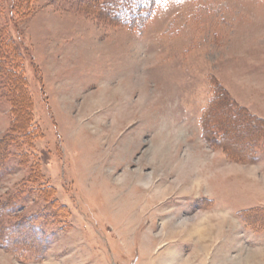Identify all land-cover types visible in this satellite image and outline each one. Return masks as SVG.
Here are the masks:
<instances>
[{
  "label": "rangeland",
  "instance_id": "obj_1",
  "mask_svg": "<svg viewBox=\"0 0 264 264\" xmlns=\"http://www.w3.org/2000/svg\"><path fill=\"white\" fill-rule=\"evenodd\" d=\"M133 4L0 0V264H264V0Z\"/></svg>",
  "mask_w": 264,
  "mask_h": 264
},
{
  "label": "trees",
  "instance_id": "obj_2",
  "mask_svg": "<svg viewBox=\"0 0 264 264\" xmlns=\"http://www.w3.org/2000/svg\"><path fill=\"white\" fill-rule=\"evenodd\" d=\"M163 1L164 0H134L133 6H128L129 9H125L124 6L118 5L117 12L122 14H118L121 16L120 21L126 26H130L135 23L136 26H140L142 23L144 24L149 17H151Z\"/></svg>",
  "mask_w": 264,
  "mask_h": 264
},
{
  "label": "bare ground",
  "instance_id": "obj_3",
  "mask_svg": "<svg viewBox=\"0 0 264 264\" xmlns=\"http://www.w3.org/2000/svg\"><path fill=\"white\" fill-rule=\"evenodd\" d=\"M88 167H89V166H88ZM88 167H87V168H88ZM88 169H89V168H88ZM82 171H83V170H82ZM87 171H90V170H87ZM215 216H216V215H215ZM206 220H207V219H206ZM218 220H219V219H218ZM210 222H211V221H210ZM211 224H212V223H211ZM211 224H210V225H211ZM227 224H228V223H227ZM202 225H204V224H202ZM213 226H214V225H213ZM220 226H221V224L218 222L217 227H218L219 229H221ZM212 228H213V227H212ZM205 229H207V228H205ZM199 232H200V230H199ZM204 232H205V231H204ZM204 232H203V233H204ZM208 232H209V231H208ZM216 232H217V231H216ZM221 232H222V231H221ZM206 233H207V232H206ZM213 233H214V232H213ZM200 234H201V233H200ZM200 234H199V235H200ZM211 234H212V233H211ZM201 235H202V234H201ZM207 235H208V234H207ZM212 235H213V234H212ZM217 235H218V234H217ZM219 235H220V234H219ZM202 236L205 237L204 235H202ZM198 237H199V236H198ZM203 237H201V238H203ZM208 237H209V236H208ZM215 237H216V236H215ZM212 238H213V236H212ZM198 239H199V238H198ZM204 240H205V239H204ZM187 263H188V262H187Z\"/></svg>",
  "mask_w": 264,
  "mask_h": 264
}]
</instances>
